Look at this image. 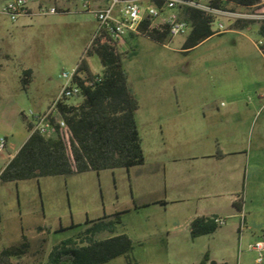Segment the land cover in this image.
<instances>
[{"label":"rangeland","instance_id":"obj_1","mask_svg":"<svg viewBox=\"0 0 264 264\" xmlns=\"http://www.w3.org/2000/svg\"><path fill=\"white\" fill-rule=\"evenodd\" d=\"M7 1L0 0V139L9 141L0 165L27 139L22 113L46 110L59 97L65 84L59 76L79 64L97 28L80 3L69 15L13 23L2 14ZM212 30L222 34L187 54V34L164 44L127 36L132 50L123 66L139 102L145 165L0 183V253L21 246L25 235L29 252L13 263L49 264L53 248L81 236L88 221H111L121 213L116 233L96 239L128 235L134 264H200L207 253L220 264H264L250 249L264 242V56L258 45L264 36L258 25L230 29L226 18L216 19ZM88 62L94 74L102 73L97 55ZM27 70L32 78L25 86ZM217 154L226 155L225 161L190 160ZM196 165L207 166L202 178H194ZM201 187L212 195L199 196ZM244 196L247 223L240 231L236 225L243 218L232 202ZM215 210L226 225L193 241L190 220ZM106 264L128 262L119 257Z\"/></svg>","mask_w":264,"mask_h":264},{"label":"trees","instance_id":"obj_2","mask_svg":"<svg viewBox=\"0 0 264 264\" xmlns=\"http://www.w3.org/2000/svg\"><path fill=\"white\" fill-rule=\"evenodd\" d=\"M259 3L260 0H210L212 8L222 11L252 9L253 12L264 14V5ZM182 18L191 26L182 47L185 54L207 39L222 34L212 30L215 17L201 10L188 9ZM149 23L144 25V31ZM252 25H258L259 34L264 36V21L237 20L229 26L230 29L243 30ZM142 36L160 44L172 40L167 28H155ZM259 50L264 56V44L259 46ZM127 54L118 53L109 40L104 38L81 57L80 72L85 74L87 80L93 81V84L86 86L85 81L77 77L82 90V102L70 105L69 99H65L58 103L56 114V118L62 119L69 129L71 155L59 135L47 138L38 133L30 134L2 173L0 183L55 176L69 177L106 170H130L145 165V154L136 122L139 102L129 88L123 66ZM92 55H97L100 59L103 68L101 74H94L90 68L88 59ZM23 74V83L27 86L31 82L32 72L27 70ZM22 117L30 133L33 124L27 120L24 113ZM239 200L242 201V198L239 197ZM241 201L233 204L238 210ZM161 205L166 206L167 203L162 202ZM120 216L121 213L116 214L115 220L111 221H88L87 224L91 226L81 236L65 240L53 248L49 264H106L119 257H125L128 264H134L131 258L134 245L128 235L96 239L99 234H115L116 225L121 223ZM215 218H195L190 224L191 239L194 241L214 234L221 227L215 223ZM29 249V241L24 235L21 246L7 248L0 253V264H14L13 261L21 260L28 254ZM200 264L220 263L212 261L207 253Z\"/></svg>","mask_w":264,"mask_h":264},{"label":"built area","instance_id":"obj_3","mask_svg":"<svg viewBox=\"0 0 264 264\" xmlns=\"http://www.w3.org/2000/svg\"><path fill=\"white\" fill-rule=\"evenodd\" d=\"M70 0H8L2 10V14L7 16L13 23H16L21 17L31 16H50V15H69L71 10L59 6L60 2ZM81 4L83 12L93 14L97 28L92 34L88 43V48L93 49L102 39H108L113 48L120 54H127L132 50V44L127 40V36H142L149 33L152 29L163 30L167 28L171 38L189 34L191 26L188 21L182 18L183 13L188 9H198L207 15L218 18H226L230 23L237 20L264 21V14L253 12L252 9L241 12H228L212 8L210 0L203 4L202 0H105L104 6H94L93 0H77ZM33 2H38L36 10L31 8ZM264 4L260 0L259 5ZM149 23L147 30L143 27ZM224 26L219 25L222 29ZM222 33L220 30L217 31ZM259 46L263 45L261 41ZM77 77L85 81L86 86H91L93 81L87 80L84 73L80 72L79 64L69 73H62L59 78L65 82L59 97L51 104L49 109L44 113L29 111L25 116L33 124L30 134L38 133L44 137L59 135L66 143L68 151L70 149V132L62 119L56 118L57 105L59 102L74 97H80L82 90L78 84ZM7 138L0 139V158L1 154L7 149ZM8 155L7 162L0 169V180L2 173L12 160ZM241 201V200H239ZM242 214V224L240 231L244 230V212ZM215 223L219 226L226 225L223 218H215ZM250 249L258 254L257 262L262 263L264 260V242H257L250 246Z\"/></svg>","mask_w":264,"mask_h":264},{"label":"crops","instance_id":"obj_4","mask_svg":"<svg viewBox=\"0 0 264 264\" xmlns=\"http://www.w3.org/2000/svg\"><path fill=\"white\" fill-rule=\"evenodd\" d=\"M77 3H79V1H77V0H70V1H67V2H60L58 4H59V6L65 8V9L71 10L72 9L71 7H78V4ZM93 3H94V6H104L105 0H93ZM38 4H39L38 2H33L30 6H31V8L33 10H36ZM53 102H54V100L51 102V104ZM51 104L48 106V108L46 110H42L41 108H38L35 112L36 113H44V112H46L49 109V107L51 106ZM25 128H26V125H25ZM26 130H27V128H26ZM29 135H30V133L28 132L27 139H28ZM7 140H8V138H7ZM14 157H15V155H12V158H14ZM225 159H226V155H223V154H217V155H211V156H207V155H204V156H190V160L192 162H194V164H198L197 162H204V164H205V163H207V162H209L211 160H213V161H215L217 163H222L223 161H225ZM6 162H7V159L0 165V169H1V167H3L5 165ZM194 169H196L195 177L194 178H202L203 177V172H204L205 169H207V166H205V165H196L194 167ZM196 192L202 198H209L212 195L211 192H210V190L209 189H205L204 187H201ZM218 195L219 194H213V196H216V197H218ZM237 201H239V197L232 202L233 210H235V212L238 215H242L241 214V211L245 212V209H246V197L245 196L242 197V201L240 202V210L236 209L233 206V204L235 202H237ZM216 211L217 210L211 212L210 214L208 213V214H201V215L194 216L190 221L192 222L197 217H216V218L218 217V218H223V216L219 212H216ZM244 220H245V224H246L247 222H246L245 214H244ZM191 222H190V224H191ZM236 229H240V226H238V224L236 225ZM246 229L249 230V231L251 230V228H247V227H246ZM110 237H108V238H110Z\"/></svg>","mask_w":264,"mask_h":264}]
</instances>
